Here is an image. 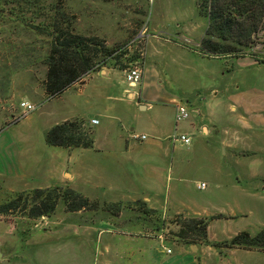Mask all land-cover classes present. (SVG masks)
Segmentation results:
<instances>
[{
  "label": "rangeland",
  "instance_id": "rangeland-1",
  "mask_svg": "<svg viewBox=\"0 0 264 264\" xmlns=\"http://www.w3.org/2000/svg\"><path fill=\"white\" fill-rule=\"evenodd\" d=\"M59 1L66 12L76 16L78 34L105 40L108 47L116 49L114 59L119 58L125 70L146 67L148 78L158 75L157 83L186 103L189 119L180 122L175 131L174 116L172 136L167 144L168 160L174 162L172 179L168 183L170 198L177 185L181 190L179 196L183 197L184 187L186 212H189L188 206L193 208L195 203H202L215 191L211 178L226 158L223 150L215 152L211 148L213 143L240 138L242 140L237 143H264V126L250 132L247 138L238 129L246 105L256 108L264 105V63L252 64L248 55H206L201 41L209 27V19L199 9L200 0H0V205L15 193L27 190L22 189L27 185L11 179L12 172L22 173L25 169L31 182L74 172L71 181L72 186L79 188L77 192L100 203L97 210L71 213L60 200L55 213L46 221L44 217L29 219L20 211L0 215V237L6 248L19 258L18 261L24 259V264H143L150 253L162 258L171 245L135 236L155 237L153 233L158 232L168 241H181L176 233L178 223L184 219L182 216L163 221L158 214H146L138 202L122 204L117 215L115 208L107 209L100 199L104 197L110 201L114 197L108 192L104 195L102 191H94L81 165L70 160L66 150L46 143L47 132L61 118L98 120L100 125L93 126V136L98 143L106 139L104 130L110 125L106 117L94 110L76 108L82 104L77 97V87L69 88L52 101L45 93V59L50 38L38 29ZM251 51L264 59V29L255 37L254 48L248 52ZM114 62L109 60L104 67H114ZM114 77L121 87L127 86L123 72L117 71ZM22 102L37 108L23 116ZM261 112L264 115V107ZM137 114L138 122H150L155 116L140 108ZM125 122L128 132L135 128L136 134L144 133L148 139H156L132 118ZM202 125L215 128V131L206 136ZM183 135L190 139L189 145L180 140ZM178 166L181 167L179 172ZM202 183L206 188L201 190L198 186ZM18 188L20 190L12 192ZM169 210V216H173V208ZM231 212L229 205H215L210 209V215ZM146 222L157 223V227H143ZM246 222L245 219L236 223L226 221L224 233L217 238L212 235V238L229 241L236 228ZM220 223L222 226L223 222ZM193 241L200 244L194 235L184 243L192 244ZM204 251L208 264L218 263L215 248Z\"/></svg>",
  "mask_w": 264,
  "mask_h": 264
},
{
  "label": "crops",
  "instance_id": "crops-1",
  "mask_svg": "<svg viewBox=\"0 0 264 264\" xmlns=\"http://www.w3.org/2000/svg\"><path fill=\"white\" fill-rule=\"evenodd\" d=\"M247 57H250L252 64L257 63L254 57ZM117 71L125 74V69L121 70L112 66L102 67L72 86L78 88L77 97L81 99L82 104L79 103L77 107L71 105V107H76L79 111L83 109L94 110L110 121L109 128L111 130L108 131V126L104 130L106 139L103 143H98L97 138L94 137V147L90 149L62 148L66 150L70 160L73 159L81 165L80 168H82L83 173H86L88 184L94 191H102L104 195L108 192L114 197V200L110 201H106L104 197L100 198L104 200L103 203L124 204L140 201L145 204L147 209L156 211V215L158 214L163 221L174 216H182L184 219L210 218L215 216L210 215L211 207L215 205H229L232 207L231 213L220 214L223 215V218L210 221L207 230L210 245L203 243L186 244L183 241L172 242L164 239L163 235L158 232L153 233L155 237L136 235V238L157 239L172 246L171 249H168L171 252L168 253L167 250L162 258H158L147 251L150 254L144 258L143 264H208L205 257L206 252L202 251L212 248L216 249L217 264H254L257 261L259 264H264V251L212 246L214 243H223L213 239L212 235L217 238L219 234H223L227 229V225L224 223L226 221L236 223L239 219L247 220L242 227L236 228L233 237L243 231L256 235L264 228V143H237L242 140L241 138L235 141L232 139L231 142L223 140L221 143H213L211 148L215 152L223 150L226 158L221 161L223 164L218 167L214 173L215 175L211 178V183L215 184V191L205 197L202 203H195L193 208L188 206L189 212H186L184 187L183 197L179 196L181 190L177 185L174 187L170 198L168 183L169 179H172L171 173L173 172L174 162L168 160L167 144L172 136L174 116L176 121L177 105L184 104L186 107L187 105L177 95H170L164 90L163 86L157 83L158 75L148 78L146 67L143 69V79L136 87H131L128 83L127 86L122 87L117 84L114 81ZM57 98L50 99V101ZM253 106L246 105V112L239 118L240 127L238 129L240 132L245 133L246 138L250 132H253L256 128L263 129L264 126V115L261 112L264 105H262V108L259 105H257V108ZM139 108L142 111L153 112L154 118L149 120L150 122L148 120L138 122L137 112ZM170 108L171 111H169ZM232 110H234V107H232ZM195 111L198 112L199 110ZM56 116H58L57 113ZM131 118L137 121L138 124L140 123V126L147 128L149 134L152 137L156 136V139H148L147 134L144 133L136 134L135 128L128 132L124 124L125 121H129ZM68 120L73 119L69 117L61 118L54 125ZM93 120L96 119L92 118L86 122L92 130H94L93 126L100 125L98 120H96L97 123L93 124ZM178 129L179 123H176L175 131ZM202 130L206 136H209L215 131V128L210 129L208 126L202 125ZM126 133L130 134L126 135ZM141 136H147V138L143 140L140 138ZM180 168L178 166L177 172ZM25 171L22 173L12 172L11 175L13 181L27 185L26 188H22L27 190L20 192L55 187H69L75 191L79 189L72 186L71 180L75 176L74 172L60 173L55 177L31 182V176L26 174V169ZM67 175H69V178H67ZM178 181L181 182L180 179ZM18 190L20 189H13L12 192ZM169 207L173 208V216L168 214L169 211L171 212ZM0 221L2 220L0 219ZM220 222H223L222 226ZM142 226L157 227V223L146 222ZM169 228L170 226L167 225V229ZM193 248H196V251H193ZM0 249L2 251L0 264L26 263L24 259L18 261L19 258H16L15 254H10V250L6 248V244L1 237ZM12 261L14 262L12 263Z\"/></svg>",
  "mask_w": 264,
  "mask_h": 264
},
{
  "label": "trees",
  "instance_id": "trees-1",
  "mask_svg": "<svg viewBox=\"0 0 264 264\" xmlns=\"http://www.w3.org/2000/svg\"><path fill=\"white\" fill-rule=\"evenodd\" d=\"M62 1L52 7L46 22L38 29L50 38L49 51L45 59L46 78L43 83L49 99L57 98L76 83L88 77L92 72L106 66L109 60H115L113 66L125 68L114 59L116 49L107 46L105 40L97 36H84L76 32V16L69 14L62 6ZM199 9L209 19V27L201 46L210 56L232 57L251 56L259 63L264 59L249 53L253 49L255 37L264 29V0H200ZM117 60V61H116ZM46 143L50 147L64 149L94 147L93 130L84 120H68L49 129ZM63 200L66 210L71 213L82 210H97L100 203L67 187L34 189L15 193V196L0 205V215L21 212L29 219L52 216L58 202ZM146 214H156L145 204L138 201ZM105 207L115 208L119 215L122 203H104ZM223 215L210 218H186L179 223L176 233L181 241L186 242L190 235L196 236L200 243L210 245L207 230L211 220L221 219ZM192 244H198L193 241ZM216 248L264 251V228L256 235L243 231L229 241L214 243Z\"/></svg>",
  "mask_w": 264,
  "mask_h": 264
},
{
  "label": "built area",
  "instance_id": "built-area-1",
  "mask_svg": "<svg viewBox=\"0 0 264 264\" xmlns=\"http://www.w3.org/2000/svg\"><path fill=\"white\" fill-rule=\"evenodd\" d=\"M143 74H144V71L140 67H133V68H130L128 70H125V78H126L128 85L131 87L138 86L143 79ZM21 107L25 109V113L23 114V116H26L27 114L35 111L37 108L35 105L30 104L28 102H22ZM188 119H189L188 108L184 104H178L177 105V112H176V123H180V122H183V121L188 120ZM92 123L95 124V123H97V121L93 120ZM136 138H138V137H136ZM140 138L145 140L146 136H141ZM180 140L186 145L190 144V139L186 136H181ZM198 188L201 190L205 189L206 185L204 183H202L201 185L198 186ZM170 252L171 251L168 250V253H170Z\"/></svg>",
  "mask_w": 264,
  "mask_h": 264
},
{
  "label": "water",
  "instance_id": "water-1",
  "mask_svg": "<svg viewBox=\"0 0 264 264\" xmlns=\"http://www.w3.org/2000/svg\"><path fill=\"white\" fill-rule=\"evenodd\" d=\"M44 218L48 219L49 217L48 216H45ZM0 258H2V251H1V249H0Z\"/></svg>",
  "mask_w": 264,
  "mask_h": 264
}]
</instances>
